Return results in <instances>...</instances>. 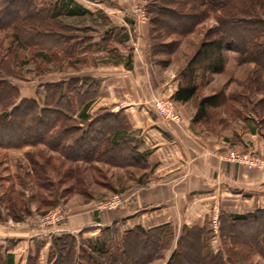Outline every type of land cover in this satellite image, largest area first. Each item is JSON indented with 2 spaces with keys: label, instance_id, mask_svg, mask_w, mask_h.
<instances>
[{
  "label": "rangeland",
  "instance_id": "374dc122",
  "mask_svg": "<svg viewBox=\"0 0 264 264\" xmlns=\"http://www.w3.org/2000/svg\"><path fill=\"white\" fill-rule=\"evenodd\" d=\"M61 1L31 0V8L52 9ZM72 1L88 14H64L45 23L50 31L41 40L28 35L37 30L18 35L10 25L0 29V76L18 90L16 105L22 99L34 100L39 109L63 114L59 123L77 129L67 145L83 132L103 127L105 138L120 133L122 155L138 158L132 164L129 159L124 163L106 156L111 143L103 140L99 150L104 154L96 151L87 161L67 160L44 144L0 148V224L8 229L28 226L50 234L46 264L55 256L51 239L62 232L51 233L83 211L117 219L98 227L97 238L76 237L78 245L90 242L97 248H120L121 236L128 230L160 229L151 232L159 239L150 264H168L175 252L172 264H209L205 256L213 255L222 264H264V208L244 210L233 195L222 199L224 208L220 195L208 199L196 196L188 207L175 208L174 185L159 183L170 175L164 171L178 162L173 157L180 136L185 141L180 144L225 163L232 151L264 159V150L259 152L264 148V71L256 70L252 63H241L236 51L224 50V70L199 78L194 99L175 102L172 97L181 83V72L204 41L206 31L218 25L214 13L193 32L168 38L150 31L147 7L154 0ZM8 10L17 13L18 8ZM226 12L225 19H247L245 14L251 13L264 19V0H242ZM162 20L165 25L170 23L168 17ZM169 42L173 44L161 46ZM220 93L224 99L220 98L218 106L208 108L201 122L192 123L198 101ZM156 101L169 102L178 121L165 119L156 110ZM18 118L22 120L21 115ZM171 124L176 126L174 135L169 133ZM19 128L16 125L9 131L17 134ZM41 132L39 126L33 130L34 134ZM186 187L188 192L193 185ZM230 189L244 198L254 194L252 189L243 191L236 185ZM115 196L119 203L113 206ZM48 214L49 219L58 214L64 219L57 225H41L40 218ZM230 216L259 219L235 221ZM106 228L108 239L101 236ZM137 236L126 240L129 257H136L145 243ZM45 243L34 244L36 253ZM29 257L34 259L36 254ZM32 262L27 259L23 264Z\"/></svg>",
  "mask_w": 264,
  "mask_h": 264
},
{
  "label": "trees",
  "instance_id": "16d2710c",
  "mask_svg": "<svg viewBox=\"0 0 264 264\" xmlns=\"http://www.w3.org/2000/svg\"><path fill=\"white\" fill-rule=\"evenodd\" d=\"M241 1L154 0L148 5L147 16L150 31L153 34L161 33L158 35L159 37L160 35L168 38L185 36L193 32L197 25L211 13H214L217 18L218 25L206 31L204 41L181 72V83L172 97L175 102L186 103L194 99L198 93L199 78H202L206 73H220L224 70V50L236 51L241 63H252L256 70L264 71V19L252 16V13L245 14L248 16L247 19L234 17L225 19L226 10L232 4L237 5ZM31 4V0H0V29L12 26L18 35L27 30H37L34 31L36 33L28 35L41 40L42 37L46 38L45 33L50 31L45 23L47 25L49 21L64 14L69 16L88 14L86 9L79 7L72 0H63L58 7L56 5L52 9L44 10H35V8H31ZM9 6L18 8L17 13H11L8 10ZM163 16L170 18V23L163 24ZM228 27L230 28L229 32L227 31ZM18 35L16 36L19 37ZM170 44L173 42L166 45L164 43L161 46H170ZM204 62L206 63L204 64ZM0 71H2L1 67ZM0 89L2 90H0V148H22L44 144L48 148L60 152L67 160L87 161L94 158L96 151L97 153L99 151L100 155L104 154L99 150L103 140L111 143V151L106 153V156H113L123 162L129 159V161L131 160L129 163L132 164L137 161L138 157L135 155L133 157L122 155L119 145L120 133H115L111 138H105L106 130L103 127L98 129L94 127L86 133L83 132L79 138H75L70 145H67L70 142L68 137L74 135L77 129L75 127H63V124L59 123L65 118L63 114L51 109H39L34 100L22 99L16 105V100L19 99L18 90L1 76ZM59 97H61L60 94ZM220 98L221 100L224 99V95L221 93L199 100L192 123H198L205 119L208 115V108L217 107L218 102L221 101ZM8 107L12 109L9 110ZM18 115H21V121H19ZM16 125H20V128L16 132L17 134H13L9 129ZM36 126L42 128L40 134L33 133ZM230 218L235 221L240 219L257 221L259 219L257 216H230ZM191 230L188 229L187 231L192 233ZM108 231L109 228H106L102 232V238L106 236L108 239L109 234L106 235ZM159 231L161 230L155 229L154 232L139 229L128 230L121 236L120 248L115 247V245L109 248L102 245V247L97 248L90 242L87 245H78L75 237L70 234H60L51 239V249L54 250L55 256H52L50 261L51 264H150L155 259L156 239H159L157 236L151 235ZM131 236H137L145 241L141 245L138 255L134 258L129 257L126 253V240ZM175 254L176 252L168 264L173 263ZM36 259V257L34 259L29 258V263L33 260L31 264H36ZM205 259L209 261V264L215 263V260L222 264L219 257L214 255L205 256ZM4 264H14L13 255L7 254Z\"/></svg>",
  "mask_w": 264,
  "mask_h": 264
},
{
  "label": "crops",
  "instance_id": "0c3cea01",
  "mask_svg": "<svg viewBox=\"0 0 264 264\" xmlns=\"http://www.w3.org/2000/svg\"><path fill=\"white\" fill-rule=\"evenodd\" d=\"M144 30H146V24L143 27ZM168 128L170 135H174L173 131L176 129V126L171 124ZM180 138L182 141L179 140L176 144L177 155L173 157L175 162H178H173L172 168L164 171L165 174L172 175V179L169 178L170 175L168 177L164 175L166 178L159 182L161 185H174L172 186V204H174L175 208L179 206L183 207L184 205L188 207L189 201L192 200L191 198L202 196L203 199H208L209 195V197L211 195L212 197L220 195L222 208L225 206L222 199L230 195L235 196V200L240 201L238 204H242L244 210L246 208H264V171H257L255 169L247 170L244 167L222 162L213 155L195 151L187 144H180L181 142L185 143L184 138L181 136ZM258 150L254 148L255 152ZM262 150H264L263 147L261 151L259 150L260 154ZM187 185H193L188 192H186ZM235 185L243 191L252 189L254 191L253 197L244 198L238 192L237 194L231 193L232 190L230 188ZM236 208L240 209L239 206H236ZM116 219V217L111 218L109 214L103 217L94 211H83L77 213L74 219H67L59 230L51 234L56 235L62 232L63 234H70L75 238L80 236L83 238L85 236L97 238L99 237L98 227L109 224ZM98 220L101 221L98 222ZM107 221L109 222L107 223ZM50 236V234L38 230L28 229V226H23L21 229H8L6 225L0 224V264H4L7 254L13 255L14 264H23L25 260H29V256H34V254H36L37 258L36 264H46L45 258L50 249ZM42 241L46 243L36 253L34 244ZM48 264H51V261Z\"/></svg>",
  "mask_w": 264,
  "mask_h": 264
},
{
  "label": "built area",
  "instance_id": "2783aa9c",
  "mask_svg": "<svg viewBox=\"0 0 264 264\" xmlns=\"http://www.w3.org/2000/svg\"><path fill=\"white\" fill-rule=\"evenodd\" d=\"M156 110L165 118L174 122L178 121V115L175 113L174 109L171 107L169 102H155ZM224 160L228 163L244 167L246 169H263L264 168V159L256 156L254 153H238L235 151L229 152L228 155L224 158ZM119 203L118 196H115L113 199V206H116ZM54 215V214H53ZM52 215V216H53ZM50 215H44L40 218L41 225L55 223H61L64 217L60 214L55 217V219H49ZM52 225V224H51ZM50 226V225H49Z\"/></svg>",
  "mask_w": 264,
  "mask_h": 264
}]
</instances>
